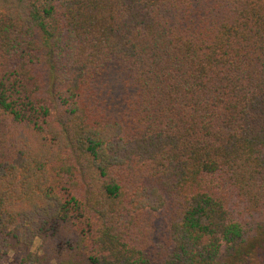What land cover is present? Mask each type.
I'll list each match as a JSON object with an SVG mask.
<instances>
[{"label": "trees", "instance_id": "trees-1", "mask_svg": "<svg viewBox=\"0 0 264 264\" xmlns=\"http://www.w3.org/2000/svg\"><path fill=\"white\" fill-rule=\"evenodd\" d=\"M20 252L264 264V0H0V264Z\"/></svg>", "mask_w": 264, "mask_h": 264}, {"label": "rangeland", "instance_id": "rangeland-1", "mask_svg": "<svg viewBox=\"0 0 264 264\" xmlns=\"http://www.w3.org/2000/svg\"><path fill=\"white\" fill-rule=\"evenodd\" d=\"M41 240L40 239H36L34 246H33V251H36L39 249ZM24 257H25V253L24 252H20V253H13L12 254V263L13 264H26L24 263Z\"/></svg>", "mask_w": 264, "mask_h": 264}]
</instances>
